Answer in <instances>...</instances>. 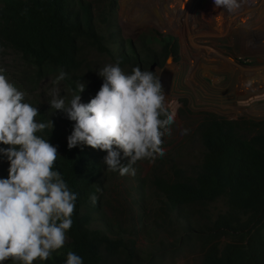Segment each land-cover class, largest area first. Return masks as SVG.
Listing matches in <instances>:
<instances>
[{
	"label": "rangeland",
	"instance_id": "obj_1",
	"mask_svg": "<svg viewBox=\"0 0 264 264\" xmlns=\"http://www.w3.org/2000/svg\"><path fill=\"white\" fill-rule=\"evenodd\" d=\"M89 1L97 23L112 28L115 15V31L129 38L136 48L147 44L158 50L159 44L152 39L156 35H171L177 42L174 58L167 56L161 66L149 67L159 75L169 109L175 111L172 135L163 138L165 155L155 163L137 161L133 165L134 176H120L104 167L99 216L109 223L110 235L120 239L112 251H102L99 264H127L123 246L137 254L129 257L128 264H200L202 233L191 232L189 238L181 237L183 221L161 208L163 198L154 181L192 175L203 151L198 125L206 114L238 121V131L245 137L256 129L252 122L264 121V0H249L250 13L245 17L238 14L239 9L237 14H230L215 8L214 0H196V29L186 15L169 18L159 7L162 0ZM109 46L115 49L113 44ZM81 52L82 80L95 89L102 79L98 69L115 64L113 54L100 53L86 45ZM0 68L34 104L50 107L48 92L59 74L57 70L37 69L4 43H0ZM121 69L129 70L125 66ZM60 87V95H65L67 102V82L61 81ZM181 129H188V134L181 135ZM121 155L120 163L126 164L128 158L122 151ZM224 209L222 197L202 205L183 206L195 231L210 225ZM94 221L92 225L104 227L102 219ZM228 239L221 235L216 240L221 245ZM3 264L20 262L8 259Z\"/></svg>",
	"mask_w": 264,
	"mask_h": 264
},
{
	"label": "trees",
	"instance_id": "obj_2",
	"mask_svg": "<svg viewBox=\"0 0 264 264\" xmlns=\"http://www.w3.org/2000/svg\"><path fill=\"white\" fill-rule=\"evenodd\" d=\"M96 20L89 0H0V43L19 51L37 69L66 72L64 80L70 99L77 84L85 83L80 63L85 45L113 54L114 62L119 58L120 67L129 68L126 74L137 66L142 71L150 70L152 63L161 66L167 56L176 55L177 42L171 35L152 38L159 44L158 50L147 44L136 48L129 38L115 31V15L112 28L102 27ZM101 84L95 89L85 84L84 91L79 93L81 102L88 103ZM24 102L37 107V122L52 121L54 127L50 132L45 129L37 135L57 148L53 170L77 194L73 224L66 231L63 247L52 252L47 260L37 259L36 264H65L69 251L81 256L83 264H99L102 251H112L120 239L110 235L109 223L99 216L101 192L96 193V189L103 187V158L107 153L86 145L69 149L67 137L75 122L67 119L64 112L36 105L26 96ZM251 126L256 129L245 137L238 131V121L206 114L198 125L203 151L192 175L154 181L163 198L161 208L183 221L181 237L189 238L191 232L202 233L200 264H264V121L252 122ZM7 147L0 144V148ZM8 168V160L0 154V178L8 177ZM90 193L98 197L95 205L89 200ZM217 197L223 198L225 209L210 225L198 231L192 229L183 206L202 205ZM100 219L104 227L92 225ZM221 235L229 239L219 245L216 239ZM123 247L128 264L129 257L137 254Z\"/></svg>",
	"mask_w": 264,
	"mask_h": 264
},
{
	"label": "clouds",
	"instance_id": "obj_3",
	"mask_svg": "<svg viewBox=\"0 0 264 264\" xmlns=\"http://www.w3.org/2000/svg\"><path fill=\"white\" fill-rule=\"evenodd\" d=\"M215 8L235 13L241 0H214ZM0 68V154L9 162L8 177L0 178V264L11 259L33 264L50 258L63 247L66 231L72 227L77 194L72 192L58 171L53 170L57 148L37 133L54 127L51 120L37 122L38 109L25 101ZM103 80L88 103L79 93L85 83L66 102L60 95V82L67 77L61 70L52 80L48 95L50 109L60 110L74 121L67 147L86 145L106 151V169L120 176L136 174L133 165L147 160L155 163L165 155V136L172 135L175 111L170 110L159 75L134 67L126 74L115 64H106L97 73ZM246 87L249 85H245ZM181 129L180 134H188ZM128 158L120 163V153ZM97 187L96 193L101 192ZM96 193L89 194L97 202ZM65 264H83L81 256L67 252Z\"/></svg>",
	"mask_w": 264,
	"mask_h": 264
},
{
	"label": "bare ground",
	"instance_id": "obj_4",
	"mask_svg": "<svg viewBox=\"0 0 264 264\" xmlns=\"http://www.w3.org/2000/svg\"><path fill=\"white\" fill-rule=\"evenodd\" d=\"M248 1L249 0H244V2L241 3L242 6L239 8L240 12L238 14H242L244 17L248 13H250V10L248 9ZM159 7L163 10V12H165V14H167V16L169 18H173L176 15H179V16L186 15L187 17H189L191 26L194 29L198 28V25H196L194 22V20L196 19V16H197L196 12L199 10L198 6L196 4V0H162V3L160 4ZM239 10H237L235 12V14H237V12ZM203 27L204 26H201V28H203ZM210 35H212V34H210ZM208 50L211 51L210 49H208ZM211 52L213 53V51H211ZM225 60L227 61V63L230 64V61L228 59H225Z\"/></svg>",
	"mask_w": 264,
	"mask_h": 264
},
{
	"label": "water",
	"instance_id": "obj_5",
	"mask_svg": "<svg viewBox=\"0 0 264 264\" xmlns=\"http://www.w3.org/2000/svg\"><path fill=\"white\" fill-rule=\"evenodd\" d=\"M153 63L150 65V68L152 67Z\"/></svg>",
	"mask_w": 264,
	"mask_h": 264
}]
</instances>
